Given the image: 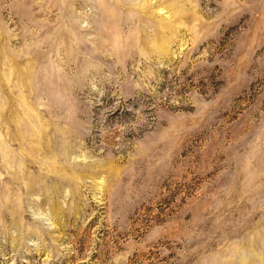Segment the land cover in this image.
<instances>
[{
    "label": "rangeland",
    "instance_id": "374dc122",
    "mask_svg": "<svg viewBox=\"0 0 264 264\" xmlns=\"http://www.w3.org/2000/svg\"><path fill=\"white\" fill-rule=\"evenodd\" d=\"M0 264H264V0H0Z\"/></svg>",
    "mask_w": 264,
    "mask_h": 264
}]
</instances>
